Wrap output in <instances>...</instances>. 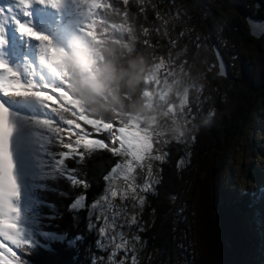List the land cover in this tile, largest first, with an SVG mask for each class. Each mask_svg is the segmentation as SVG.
<instances>
[{
	"label": "trees",
	"instance_id": "16d2710c",
	"mask_svg": "<svg viewBox=\"0 0 264 264\" xmlns=\"http://www.w3.org/2000/svg\"><path fill=\"white\" fill-rule=\"evenodd\" d=\"M218 1L244 23L247 14L264 17L261 10L253 12L252 0ZM188 4V16L183 17L181 11L178 17L172 0H99L91 38L77 46L80 66L65 57L60 73L51 83L54 89L60 88L58 101L49 98L43 106L53 115L75 119L74 111L90 120L122 128L132 119L147 120L151 114L145 107L144 92L154 89L153 82L148 81L151 69L161 62L178 61L183 66L199 67L201 42L194 45L193 34L186 37V33L181 34V28L190 21L202 22L200 12L204 13L205 9H200L195 0H188ZM210 12L217 17L214 9L210 8ZM177 18L180 19L176 21ZM229 27L236 34L235 25ZM240 37L254 55H238V76L228 71L229 84L213 97L212 109L198 103L193 105L189 131L181 139L168 134L162 140L165 143L158 144L162 152L158 177L152 188L144 192V210L151 218L138 231L140 242L147 248L140 264H172L175 257L181 264H252L245 260V253L249 249L246 231L253 221L244 217V213L246 208L251 209L253 201L248 190L244 188V193H238L223 180L232 142L264 95V45L251 38L247 29ZM210 44L220 49L226 60L217 39L213 38ZM79 123L93 132L90 125L82 120ZM96 135L108 140V133ZM53 150L63 149L57 145ZM124 159L107 150L96 151L84 166L87 176L82 178L90 182L87 188L70 187L63 179L43 181L57 190L37 191V195L54 204L59 216L51 222L43 221L42 230L67 232L69 238L81 233L85 239L78 241L76 248L68 247L66 242L52 241L51 252L39 249L34 255L25 253L26 260L32 264H92L95 253L104 257L99 264L108 263V250L96 248V230L86 229L85 217L92 209L79 211L80 219L74 221V213L68 206L81 194L86 196V205L97 202L108 188L109 182L104 177ZM68 163L72 165V161ZM195 200L197 205L203 203L201 213L196 210L197 215L193 207ZM40 211L51 213L43 206ZM92 213L99 227L98 215ZM43 224L50 226L43 228Z\"/></svg>",
	"mask_w": 264,
	"mask_h": 264
},
{
	"label": "rangeland",
	"instance_id": "374dc122",
	"mask_svg": "<svg viewBox=\"0 0 264 264\" xmlns=\"http://www.w3.org/2000/svg\"><path fill=\"white\" fill-rule=\"evenodd\" d=\"M97 1L99 4V0H72L64 7V12L61 14L65 16L64 21L70 25L69 31H65L51 18L40 17L35 22L34 26L50 37L52 47L60 50L51 53L42 50L37 44L33 53L34 59L28 63L29 73L35 74V83L42 89L36 92V95L41 97L42 101L45 102L49 98L53 99L54 102L58 101L60 88L54 89L51 83H53V78L59 74L65 57L73 58L74 62L80 66L81 62L77 56L75 46L79 45L80 42L89 41V38H91L90 29L94 12L97 10ZM195 1L200 9H205L204 13L199 11L200 15L203 14L202 22L195 20L183 24L181 34L186 33V37L193 34L194 45L198 43L197 41L201 42L199 67L193 65L183 66L179 64L180 61L161 62L156 65L148 73V81L153 82L154 89L153 91L144 92L145 107L149 110L151 116L147 120L141 121L132 119L131 123L124 127L142 140L145 139L144 134H146L147 137L156 141L157 143L153 149L154 156L159 155L162 157L158 144H160V141L165 140L168 134L181 139L185 132L189 131L190 119L187 118L188 114L182 110V105L187 106V101H192L191 108L198 103L210 110L213 106V97L220 95L225 84H229L227 76L219 74L215 45L210 44L211 40L213 38L217 39V42L223 48L226 55L227 70L232 75L239 72V54L254 55L253 50L244 46L240 37L245 33V29L248 30L244 20L234 12L225 10L218 0ZM258 2L261 4L256 8ZM172 5L178 11V17L181 11L183 17L188 16V0H172ZM210 8L217 12L216 18L211 15ZM252 9L254 13L258 10L264 12V0H252ZM178 19L180 18H177L176 21ZM206 19L208 24L205 22ZM230 24L235 25L233 29L236 34L231 33ZM227 36L229 37L227 38ZM249 36L264 45V35L260 39H256L250 34ZM39 49V53L36 52ZM37 54H39V57L36 58ZM18 55L19 53H16V56ZM10 62L13 67L23 74V65L13 60H10ZM32 63L35 64V68L31 66ZM82 70L84 69L82 68ZM46 106L50 107L49 104ZM44 110H48V108L41 107L40 103L32 100L29 107L24 111L40 115V111ZM143 124H145V128ZM159 162L160 160L155 159L146 160L144 167L136 170L138 173L136 184L143 186L136 188V200H121L120 190L127 188V184L122 179L124 173L120 172L119 176L113 175L111 183H108L106 193L97 201L99 202L98 207L92 210L101 217L100 225L105 222V217H107L109 225L115 222L116 228L109 226L107 229L110 236H116V239L119 240L120 237L116 235L119 231L123 234L124 239L128 241L125 249L117 251L114 260L109 261L107 259V264H115L116 261H122V264H140L143 260L147 248L140 242L138 231L144 229L151 218V215L144 210V192H146L145 188L149 190L155 184L158 177ZM121 165L126 167V158ZM149 165L151 166L150 169ZM223 180L229 188L230 186L236 188L238 193H244V188L249 192V198L253 202L251 209L246 208L247 211L244 213V217L248 216L251 219L248 220L253 222L246 231L249 249L245 253V260L250 261L252 264H264V95L252 108L242 132L237 134L232 142L229 163L223 173ZM226 188L229 190L227 186ZM112 190L118 191L116 197L111 196ZM202 206L203 203L197 205V200L194 201L193 207L196 215V210L201 213ZM114 212L118 215L114 216ZM133 218H135L134 223L132 222ZM253 223L256 225H253ZM137 237L138 239H136ZM105 243L106 250H108L107 257H109L114 250L113 244L111 241H105ZM172 264H181V260L175 257Z\"/></svg>",
	"mask_w": 264,
	"mask_h": 264
},
{
	"label": "snow or ice",
	"instance_id": "6c2138e0",
	"mask_svg": "<svg viewBox=\"0 0 264 264\" xmlns=\"http://www.w3.org/2000/svg\"><path fill=\"white\" fill-rule=\"evenodd\" d=\"M65 3L66 0L0 2V51L8 46L9 27L23 40L36 41L44 51L51 53L60 51L52 47L48 35L35 29L33 9L42 7L58 11ZM249 22L254 31L264 32V19H250ZM31 66L35 68L34 63ZM28 67L29 64H25L22 74L17 68L0 58V238H2L0 239V264H32V261L24 258L25 253L34 255L39 249H47L51 252L50 242L52 241L66 242L68 247L76 248L77 242H83L85 239L81 233L69 238L67 232L59 234L55 231L42 230L43 221L51 222L59 216L54 204L37 195V191L57 190L43 181L63 179L70 187L87 188L90 182L82 178L87 176L84 166L96 151L107 150L113 155L124 156L126 167L116 164L111 169V174L104 177L105 180L111 183L113 175L119 176V173L123 172L122 179L127 184V188L120 190V198L122 201L136 200V188L143 187L136 184L138 174L136 170L142 169L146 160L162 159L159 155H153L156 141L147 137L146 134H144L145 139L142 140L134 136L128 128L90 120L87 116H81L74 111L72 117L75 119L53 115L48 110L40 111V115L29 111L11 110L7 105L9 98L35 100L41 104V107L45 103L36 95V92L42 89L35 83L36 76L34 73H29ZM191 103L192 101H187V106H181L182 110L188 114L187 118H190L192 112ZM80 120L90 125L93 132L83 128L79 123ZM41 124L45 127H40ZM101 132L108 133V140L97 138L96 134ZM57 145L63 150L54 151ZM68 161H72V165L75 166L69 165ZM18 163L23 165L25 171L26 196L22 192L18 177ZM38 181L41 182L38 183ZM61 194L69 195V193ZM110 194L116 197L118 191L112 190ZM85 199L86 196L81 194L69 204V211L74 213V221H79V211L88 207L95 210L98 207L99 202L88 206L85 204ZM42 206L48 207L51 213H42L40 211ZM92 215V211H88L85 217L86 229L88 232L96 230L97 250H106L105 241L112 242L114 250L108 257L109 261H112L117 251L126 248L128 241L119 231L116 233L120 237L119 240L116 236L108 234L109 226L117 227L115 222L109 225L105 217V222L97 227ZM115 215L118 213L114 212ZM100 219L101 217H96L97 222ZM132 222H135V218ZM49 226L50 224H43V228ZM38 237H42V240ZM101 260H104V257L93 253L92 264H99ZM115 264H122V261H116Z\"/></svg>",
	"mask_w": 264,
	"mask_h": 264
},
{
	"label": "bare ground",
	"instance_id": "6f19581e",
	"mask_svg": "<svg viewBox=\"0 0 264 264\" xmlns=\"http://www.w3.org/2000/svg\"><path fill=\"white\" fill-rule=\"evenodd\" d=\"M70 1L72 0H68L66 4H68ZM0 2H6V0H0ZM64 7L65 6H62V8ZM40 10L42 11L44 18L47 19L51 18L54 22L58 23L60 27H63L65 31L70 30V25L64 21L65 16L62 15L59 10L57 11L48 8H40ZM8 40H9L8 46L3 51H0V57L6 60L11 66L12 63L10 62V60H13L25 66V64L30 63V61L34 59L33 53L35 52L38 44L36 41L23 40L13 32L11 27H9L8 29ZM39 51L40 49L37 50L36 52L39 53ZM16 53H19V55L16 56ZM37 57H39V54H37L36 58ZM31 101L32 100H22L20 98H9L7 100V105L13 111H24L25 109H27V107H29ZM17 172L21 183L22 192L26 196L27 189L26 188L24 189L25 171L23 165L20 163H18ZM5 243L7 244L8 242Z\"/></svg>",
	"mask_w": 264,
	"mask_h": 264
},
{
	"label": "water",
	"instance_id": "95a60500",
	"mask_svg": "<svg viewBox=\"0 0 264 264\" xmlns=\"http://www.w3.org/2000/svg\"><path fill=\"white\" fill-rule=\"evenodd\" d=\"M255 7L256 8L259 7V4H256ZM250 19L251 20H258V19H264V17H255V16H253L251 14H247L245 16V22H246V24L248 26L249 34L252 37L256 38V39H260L264 35V32L254 31L252 26L250 25V22H249ZM214 49H215L216 59H217L218 67H219V74L227 76L228 75V71H227L226 60L224 59V57L221 54L220 50L216 46H214ZM230 249H231V246H230Z\"/></svg>",
	"mask_w": 264,
	"mask_h": 264
},
{
	"label": "flooded vegetation",
	"instance_id": "af4514ba",
	"mask_svg": "<svg viewBox=\"0 0 264 264\" xmlns=\"http://www.w3.org/2000/svg\"><path fill=\"white\" fill-rule=\"evenodd\" d=\"M227 63V62H226ZM228 71V70H227ZM228 76V75H227Z\"/></svg>",
	"mask_w": 264,
	"mask_h": 264
}]
</instances>
